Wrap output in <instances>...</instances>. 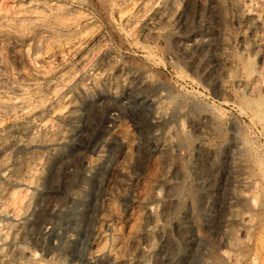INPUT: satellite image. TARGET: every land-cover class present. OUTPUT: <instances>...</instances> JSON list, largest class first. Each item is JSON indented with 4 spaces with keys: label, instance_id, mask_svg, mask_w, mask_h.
<instances>
[{
    "label": "rangeland",
    "instance_id": "obj_1",
    "mask_svg": "<svg viewBox=\"0 0 264 264\" xmlns=\"http://www.w3.org/2000/svg\"><path fill=\"white\" fill-rule=\"evenodd\" d=\"M14 2L0 0V13ZM230 3V39L217 5L207 46L194 57L180 49L175 41L207 17L190 0L154 60L136 46L138 25L120 42L79 6L101 46L83 51L36 131L10 144L0 125V149L11 146L0 264H264V0ZM101 58L114 67L90 77ZM150 157L156 180L144 183Z\"/></svg>",
    "mask_w": 264,
    "mask_h": 264
},
{
    "label": "bare ground",
    "instance_id": "obj_2",
    "mask_svg": "<svg viewBox=\"0 0 264 264\" xmlns=\"http://www.w3.org/2000/svg\"><path fill=\"white\" fill-rule=\"evenodd\" d=\"M110 1L114 18H111L106 0H16L12 13H0V125L8 121L2 128L10 144L16 141L13 140L17 139L16 135L27 136L40 127L45 119V107L50 104L56 89L74 76L77 68L84 65L88 55L84 56L83 51L101 46L97 31H90L93 27L92 18L88 15L78 17L79 6L91 8L120 42L121 34L125 35L129 29L138 25L136 46L146 53L145 58L152 60L151 53L158 49L164 34H177L184 26L190 2ZM195 1L203 2L207 17H198L201 27H192L185 39L175 41L180 49L189 50L193 57L207 46L204 38L208 35L203 29L210 28L209 15L214 6L221 7L222 18L226 20V25L219 28L223 42L230 39L227 23L232 24L234 21L230 0ZM110 61L104 62L102 58L96 61L89 69L90 77L100 76L107 67L115 64V60ZM70 63H74V66ZM69 64L73 67L67 68ZM129 64L136 65L134 62ZM229 67V62L222 60L219 69L221 77H225ZM202 127L199 126L200 130ZM121 133L123 136L128 134L125 130ZM6 144L0 149V169L5 171L9 167L7 155L11 148ZM146 161L147 168L142 182L152 183L156 180L159 162L154 157ZM1 192L0 197L4 194Z\"/></svg>",
    "mask_w": 264,
    "mask_h": 264
}]
</instances>
